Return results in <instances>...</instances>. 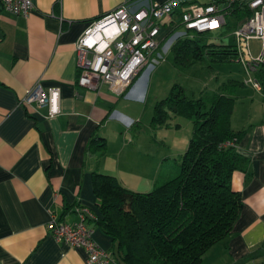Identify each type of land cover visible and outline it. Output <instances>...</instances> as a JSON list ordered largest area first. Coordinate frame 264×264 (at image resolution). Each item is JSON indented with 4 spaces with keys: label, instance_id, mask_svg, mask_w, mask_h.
<instances>
[{
    "label": "crops",
    "instance_id": "obj_1",
    "mask_svg": "<svg viewBox=\"0 0 264 264\" xmlns=\"http://www.w3.org/2000/svg\"><path fill=\"white\" fill-rule=\"evenodd\" d=\"M34 1L27 16L0 1V264H87L84 248L54 238L52 218L74 224L82 207L98 216L95 172L116 176L134 191L153 190L168 156L153 155L152 141L146 146L142 136L147 89L137 94V88L148 65L121 94L106 84L81 86L77 43L95 20L148 0ZM172 32L160 36L161 58ZM37 83L60 88L58 116L48 117V107L22 104ZM255 91L264 99L262 86ZM235 97L232 127L245 132L238 150L251 159L248 170L233 177L244 207L231 236L205 254L206 264H264V102L253 100L248 114L237 118L244 98ZM96 137L107 142L103 156L88 153ZM88 225L113 252V238L96 220L89 218Z\"/></svg>",
    "mask_w": 264,
    "mask_h": 264
},
{
    "label": "trees",
    "instance_id": "obj_2",
    "mask_svg": "<svg viewBox=\"0 0 264 264\" xmlns=\"http://www.w3.org/2000/svg\"><path fill=\"white\" fill-rule=\"evenodd\" d=\"M211 36L178 38L172 47L174 65L190 69L195 64L236 62L234 45L207 40ZM258 80L264 88V67ZM238 86L245 82L230 79L215 91L191 98L176 83L169 96L156 103L154 128L171 127L174 116L192 119L194 128L177 175L159 179L152 191H134L116 176L94 173L100 200L97 224L113 238L119 264H206L205 254L231 236L244 207L233 177L251 163L238 150L245 132L233 129L231 122ZM106 151L102 137L88 147L91 155L103 156Z\"/></svg>",
    "mask_w": 264,
    "mask_h": 264
},
{
    "label": "built area",
    "instance_id": "obj_3",
    "mask_svg": "<svg viewBox=\"0 0 264 264\" xmlns=\"http://www.w3.org/2000/svg\"><path fill=\"white\" fill-rule=\"evenodd\" d=\"M0 1L16 15L27 16L35 7L34 0ZM233 17L238 20L233 43L237 61L259 74L264 67V0H148L139 9L123 5L92 22L77 43L78 83L93 89L106 84L114 92L124 93L149 61L156 55L161 56L158 53L163 40L160 36L165 27L173 29L176 42L178 38L189 37L188 32L224 31ZM179 27L185 31L175 32ZM252 39L262 41L258 57L252 54L249 44ZM250 81L256 88L261 87L257 77ZM22 104L48 107V117H56L61 113L60 88H45L37 83L22 99ZM79 213L80 221L74 224L54 216L49 223L54 238L84 248L87 264H119L113 252L94 239L88 219L97 221L98 216L88 207L80 208Z\"/></svg>",
    "mask_w": 264,
    "mask_h": 264
},
{
    "label": "rangeland",
    "instance_id": "obj_4",
    "mask_svg": "<svg viewBox=\"0 0 264 264\" xmlns=\"http://www.w3.org/2000/svg\"><path fill=\"white\" fill-rule=\"evenodd\" d=\"M237 21L236 17L231 18L230 24L227 25L224 31L213 33L207 40L222 44H233ZM172 30L170 26H167L162 33ZM180 31L184 32L185 30L183 27L175 30V32ZM225 31L227 34L222 33ZM223 34L225 35L223 36ZM188 35L194 38H205V33L188 32ZM176 36L173 35L168 42V50L163 49L161 51L164 56L163 58L157 55L149 61L150 64H148L142 76H140V85L137 88V94L147 89L145 94L146 98L143 104L140 105L142 110V127L144 129L142 136L146 142V146L150 144L148 141L151 140V147L154 150L152 152L153 155L162 156L166 153L168 156L161 170L160 181H166L177 175L182 156L188 149L193 135V121L186 117L174 116L170 121L174 126L171 127L163 126L154 128L152 126L151 120L155 113V103L168 97L174 84L178 83L184 86L189 97L199 98L206 92L215 91L220 84L230 79L245 82V86H238L235 91V96L244 98L238 103V109L236 111L237 118L243 114H248L252 109L253 100L257 105H263L264 102V99H261L263 97L255 91L256 87L250 81V79L258 78V73L248 70L241 62L213 63L211 65L195 64L190 69L176 67L174 65V52L172 48ZM249 44L252 54L258 57L262 51V41L252 39ZM151 66H154V68L150 70ZM177 124H179V127H176ZM148 191L152 190H144V192Z\"/></svg>",
    "mask_w": 264,
    "mask_h": 264
}]
</instances>
